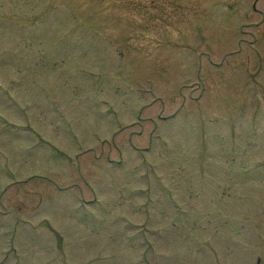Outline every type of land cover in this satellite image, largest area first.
Returning <instances> with one entry per match:
<instances>
[{"label":"rangeland","instance_id":"1","mask_svg":"<svg viewBox=\"0 0 264 264\" xmlns=\"http://www.w3.org/2000/svg\"><path fill=\"white\" fill-rule=\"evenodd\" d=\"M263 98L264 0H0V264H264Z\"/></svg>","mask_w":264,"mask_h":264}]
</instances>
